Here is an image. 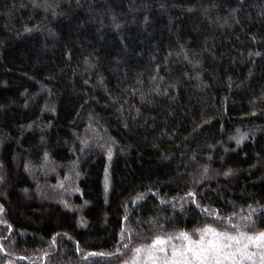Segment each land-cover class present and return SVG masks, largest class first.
Segmentation results:
<instances>
[{"label": "trees", "instance_id": "1", "mask_svg": "<svg viewBox=\"0 0 264 264\" xmlns=\"http://www.w3.org/2000/svg\"><path fill=\"white\" fill-rule=\"evenodd\" d=\"M205 228L264 233V0H0V264H209Z\"/></svg>", "mask_w": 264, "mask_h": 264}, {"label": "rangeland", "instance_id": "2", "mask_svg": "<svg viewBox=\"0 0 264 264\" xmlns=\"http://www.w3.org/2000/svg\"><path fill=\"white\" fill-rule=\"evenodd\" d=\"M209 216L212 218V215ZM221 231L222 232L218 233H223L234 237H240V243L237 244L235 241H225L224 243L228 244L229 247L220 249L218 252H213L211 254V257L209 258V253L206 251L208 247L206 245H208L209 242L213 241L215 237L207 236L206 238L208 243H206V245L204 246L199 242L190 243L187 241L186 252H184L182 258L186 259L187 256H194V258L196 257L198 259H201L200 257H204V259L201 260L206 261L208 259L211 262L209 264H264V246H258V244L264 242L255 241V239H253V241H249L248 235L231 233L226 229ZM244 245H248V247L245 248ZM0 250L2 249L0 248ZM161 252H163V255L165 254V251ZM8 260V263L13 264L11 262V259Z\"/></svg>", "mask_w": 264, "mask_h": 264}, {"label": "snow or ice", "instance_id": "3", "mask_svg": "<svg viewBox=\"0 0 264 264\" xmlns=\"http://www.w3.org/2000/svg\"><path fill=\"white\" fill-rule=\"evenodd\" d=\"M237 143H239V140L237 141ZM209 233H211L215 237L213 241L209 242V247L206 249V251L209 253V258L211 257V254L213 252H218L220 249L229 247L228 244L224 243L225 241H235L237 244L240 243V237L229 236L223 233H216L211 228H205L203 230L202 235H201V241L199 243L203 244L205 241V236ZM180 236L183 237L185 240H189V237L184 233H181ZM248 239L249 241H253V239H255V241L264 242V233H261L260 236L256 238L248 237ZM189 242L191 243V241ZM164 243L165 241L158 237L153 242V246L157 244H164ZM258 246H264V243L258 244ZM244 247L247 248L248 245H244ZM137 251H140V250H137ZM200 258L204 259V257H200Z\"/></svg>", "mask_w": 264, "mask_h": 264}]
</instances>
